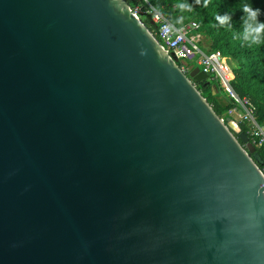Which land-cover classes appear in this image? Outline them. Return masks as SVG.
I'll list each match as a JSON object with an SVG mask.
<instances>
[{"label":"water","instance_id":"obj_1","mask_svg":"<svg viewBox=\"0 0 264 264\" xmlns=\"http://www.w3.org/2000/svg\"><path fill=\"white\" fill-rule=\"evenodd\" d=\"M194 83L125 0H0V264H264L255 148Z\"/></svg>","mask_w":264,"mask_h":264},{"label":"trees","instance_id":"obj_2","mask_svg":"<svg viewBox=\"0 0 264 264\" xmlns=\"http://www.w3.org/2000/svg\"><path fill=\"white\" fill-rule=\"evenodd\" d=\"M129 7H137L140 21L154 32L148 16L145 14L149 7L163 15L167 21L179 27L189 22L197 25V31L206 40L207 50L205 54L218 52L226 59V63L233 75L230 87L238 98H245L253 107L255 121L259 125H264V43L252 45L250 41L243 39L242 16L240 10L242 2L250 3L254 8L260 9L259 20L264 22V0H211L204 6V0H179L191 6L190 10L177 7L178 0H125ZM228 14L231 17L229 24L219 25L215 20V15ZM264 41V36H262ZM214 95H211L209 87L200 92L213 112L220 118L226 115L232 108V103L226 100L218 91L217 87ZM220 96L222 99H219ZM221 119V118H220ZM242 132H246L242 123H237ZM254 153L250 158L258 169L264 167V148L255 146Z\"/></svg>","mask_w":264,"mask_h":264},{"label":"built area","instance_id":"obj_3","mask_svg":"<svg viewBox=\"0 0 264 264\" xmlns=\"http://www.w3.org/2000/svg\"><path fill=\"white\" fill-rule=\"evenodd\" d=\"M135 17L140 18L137 7L131 8ZM151 24L154 26V32L151 34L177 64L179 71L185 76L194 67L206 74L207 81L213 83L223 97L232 103V108L228 111L234 115L236 123H242L245 126V135L253 147L264 148V125H259L254 118L253 107L245 98H238L230 87L233 75L226 63V59L218 52L205 54L201 49L202 36L197 31V25L194 22L186 23L175 27L167 19L149 7L145 13ZM264 181V167L259 169Z\"/></svg>","mask_w":264,"mask_h":264},{"label":"clouds","instance_id":"obj_4","mask_svg":"<svg viewBox=\"0 0 264 264\" xmlns=\"http://www.w3.org/2000/svg\"><path fill=\"white\" fill-rule=\"evenodd\" d=\"M211 2V0H204V6ZM196 3L199 4V0H196ZM177 7L181 9L190 10L191 6L186 3H180L179 0L177 2ZM240 10L243 13L242 16V27H243V39L246 41H250L252 45H260L264 43L262 41V36H264V22H261L258 18L261 14L259 8H254L250 3L242 2L240 5ZM215 20L219 25L223 26L229 24L231 17L228 14L224 15H215ZM141 56H146V51H141Z\"/></svg>","mask_w":264,"mask_h":264},{"label":"rangeland","instance_id":"obj_5","mask_svg":"<svg viewBox=\"0 0 264 264\" xmlns=\"http://www.w3.org/2000/svg\"><path fill=\"white\" fill-rule=\"evenodd\" d=\"M201 49H203L204 51H206L207 50V43H206V40L204 39V37H202V41H201ZM194 67H197L196 65H194ZM213 84V83H212ZM213 90H214V93H216L215 92V89L213 88ZM200 93V92H199ZM218 98L219 99H222L220 96H218ZM223 100V99H222ZM226 117H229V118H231V119H233L235 122H237L236 121V118H235V116L234 115H230L228 112H227V114L226 115H223L222 117H220L222 120H224Z\"/></svg>","mask_w":264,"mask_h":264},{"label":"flooded vegetation","instance_id":"obj_6","mask_svg":"<svg viewBox=\"0 0 264 264\" xmlns=\"http://www.w3.org/2000/svg\"><path fill=\"white\" fill-rule=\"evenodd\" d=\"M194 86L199 92H204V88L207 87L204 86L203 83H194Z\"/></svg>","mask_w":264,"mask_h":264}]
</instances>
